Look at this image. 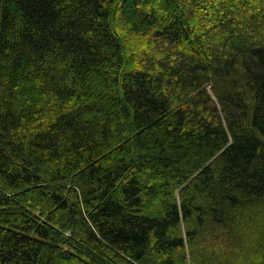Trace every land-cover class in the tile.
<instances>
[{"label": "trees", "instance_id": "1", "mask_svg": "<svg viewBox=\"0 0 264 264\" xmlns=\"http://www.w3.org/2000/svg\"><path fill=\"white\" fill-rule=\"evenodd\" d=\"M0 264H264V0H0Z\"/></svg>", "mask_w": 264, "mask_h": 264}, {"label": "rangeland", "instance_id": "2", "mask_svg": "<svg viewBox=\"0 0 264 264\" xmlns=\"http://www.w3.org/2000/svg\"><path fill=\"white\" fill-rule=\"evenodd\" d=\"M246 255V257H248V255L246 254V252L244 253ZM250 259H252V256H249ZM83 259V258H82ZM85 261V259H83ZM250 262V261H249Z\"/></svg>", "mask_w": 264, "mask_h": 264}]
</instances>
